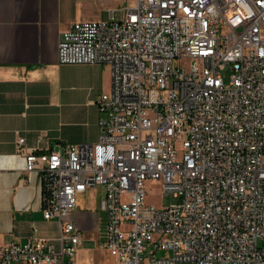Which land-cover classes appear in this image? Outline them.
Here are the masks:
<instances>
[{"label":"built area","instance_id":"1","mask_svg":"<svg viewBox=\"0 0 264 264\" xmlns=\"http://www.w3.org/2000/svg\"><path fill=\"white\" fill-rule=\"evenodd\" d=\"M109 18L74 22L58 47L62 64L110 68L99 141L41 157L16 144L61 247L11 241L0 264H74L68 217L94 187L119 264H264V0H135ZM149 185L176 202H148Z\"/></svg>","mask_w":264,"mask_h":264},{"label":"crops","instance_id":"2","mask_svg":"<svg viewBox=\"0 0 264 264\" xmlns=\"http://www.w3.org/2000/svg\"><path fill=\"white\" fill-rule=\"evenodd\" d=\"M88 5L89 0H0V245L37 237L61 247L62 224L45 218L41 175L24 171L25 156L99 141L96 101L110 90V68L58 59L63 32L76 21L98 19ZM20 136L29 150L17 151ZM102 194L99 187L79 194L68 217L82 236L74 264H119L100 245L107 235Z\"/></svg>","mask_w":264,"mask_h":264},{"label":"rangeland","instance_id":"3","mask_svg":"<svg viewBox=\"0 0 264 264\" xmlns=\"http://www.w3.org/2000/svg\"><path fill=\"white\" fill-rule=\"evenodd\" d=\"M135 0H89L88 8L99 13V20H108L110 10H115L116 19L124 17V8L133 5ZM149 195L147 201L160 207H167L176 202L173 195L160 194L158 187L151 188L149 185ZM158 194V195H157Z\"/></svg>","mask_w":264,"mask_h":264}]
</instances>
